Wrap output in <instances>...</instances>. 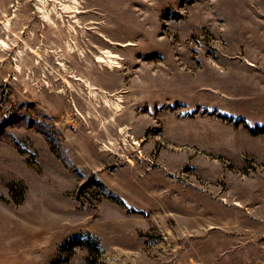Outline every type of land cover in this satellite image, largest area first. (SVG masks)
<instances>
[{"label":"rangeland","instance_id":"rangeland-1","mask_svg":"<svg viewBox=\"0 0 264 264\" xmlns=\"http://www.w3.org/2000/svg\"><path fill=\"white\" fill-rule=\"evenodd\" d=\"M46 5L0 0V264H264V0Z\"/></svg>","mask_w":264,"mask_h":264},{"label":"bare ground","instance_id":"bare-ground-1","mask_svg":"<svg viewBox=\"0 0 264 264\" xmlns=\"http://www.w3.org/2000/svg\"><path fill=\"white\" fill-rule=\"evenodd\" d=\"M43 1V3H44V6L42 7V8H40L42 11H45V12H47V14H46V17H47V19H49V20H52L53 21V17H52V11H49L48 9H47V5H46V0H42ZM64 7V10H66V11H70L72 8H74L73 6H71V4H65V6H63ZM55 9H56V7H55ZM60 16L62 17L63 15L60 13ZM9 23H10V21H8ZM8 23V24H9ZM10 25V24H9ZM107 28H110V27H107ZM9 29V28H8ZM73 29V28H72ZM111 29V28H110ZM109 29V30H110ZM1 40V39H0ZM70 44V43H69ZM125 46H131V45H134V43L133 42H125V44H124ZM0 46H3V47H8L9 45H8V43L5 41V40H1L0 41ZM73 51V50H72ZM103 51V50H102ZM98 62H102V63H106V66H108V67H110L111 69H113V68H121V67H123L122 65H121V62H120V57L117 55V54H115L112 50H110V49H107V50H105V51H103V54L102 55H99L98 56ZM110 69V70H111ZM117 70V69H116ZM112 71V70H111ZM98 89V88H97ZM94 90V89H93ZM96 92L97 91H95L94 92V94H96ZM103 95V94H102ZM110 95V94H109ZM105 96V102L107 103V105L108 106H111L112 108H113V110L115 111V112H117V111H121V109L123 108L122 106V102H123V95L121 96V95H116L117 96V99H116V101L115 102H112L110 99H109V97L107 96L106 97V95H104ZM102 97V96H101ZM118 113V112H117ZM117 122H118V120H117ZM120 127V126H119ZM130 126H128V128H129ZM126 129H127V127H126ZM115 130V129H114ZM121 132H124V133H129L130 134V132L129 131H126L124 128H121ZM106 133V132H105ZM134 133V132H133ZM107 136V135H106ZM131 136V135H130ZM136 136V135H135ZM112 140V139H111ZM133 140H134V142L135 143H139V141L137 140V138L136 137H133ZM133 142V143H134ZM108 144V143H107ZM110 144H111V142H110ZM105 146V145H104ZM107 147V146H106ZM105 147V148H106ZM114 155V154H113ZM145 162V161H144ZM141 163V162H140ZM138 164V163H137ZM142 164V163H141ZM146 165H147V163H145ZM135 166H136V164H134ZM132 167V166H131ZM133 169H136V168H133ZM132 169V170H133ZM130 170V169H129ZM143 171V170H142ZM135 172V171H134ZM131 174H132V172H130ZM128 174H129V172H128ZM133 175V174H132ZM136 175V174H135ZM134 176V175H133ZM127 177H129V176H127ZM126 177V178H127ZM132 177V176H131ZM207 206V205H206ZM221 208V207H220ZM206 209V208H205ZM204 209V210H205ZM215 210V213H216V209H214ZM212 211V210H211ZM187 212V211H186ZM189 212V211H188ZM187 212V213H188ZM218 214V213H217ZM219 214H221V212L219 213ZM215 216V215H214ZM217 216V215H216ZM212 217V216H211ZM216 218V217H215ZM218 218V217H217ZM191 220H193V219H191ZM202 221V220H201ZM199 223V222H198ZM205 223V222H204ZM216 223V222H215ZM199 227V226H198Z\"/></svg>","mask_w":264,"mask_h":264}]
</instances>
